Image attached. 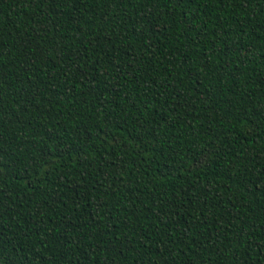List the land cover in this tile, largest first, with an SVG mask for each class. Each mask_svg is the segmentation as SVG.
I'll return each mask as SVG.
<instances>
[{"label": "trees", "instance_id": "1", "mask_svg": "<svg viewBox=\"0 0 264 264\" xmlns=\"http://www.w3.org/2000/svg\"><path fill=\"white\" fill-rule=\"evenodd\" d=\"M0 264H264V0H0Z\"/></svg>", "mask_w": 264, "mask_h": 264}]
</instances>
